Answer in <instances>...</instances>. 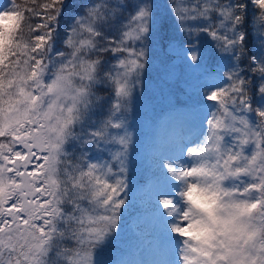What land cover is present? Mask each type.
<instances>
[{
    "label": "snow or ice",
    "instance_id": "6c2138e0",
    "mask_svg": "<svg viewBox=\"0 0 264 264\" xmlns=\"http://www.w3.org/2000/svg\"><path fill=\"white\" fill-rule=\"evenodd\" d=\"M153 56L188 91L143 186L151 259L131 260ZM0 264H264V0H0Z\"/></svg>",
    "mask_w": 264,
    "mask_h": 264
},
{
    "label": "trees",
    "instance_id": "16d2710c",
    "mask_svg": "<svg viewBox=\"0 0 264 264\" xmlns=\"http://www.w3.org/2000/svg\"><path fill=\"white\" fill-rule=\"evenodd\" d=\"M78 0H68L69 5L71 6L74 3H77ZM158 3H162L163 0H157ZM68 15L72 14L71 7L67 10ZM159 65L161 68L158 69ZM178 66H175L177 68ZM147 75L145 77L146 82L148 83L144 93L140 96L139 99L136 100L133 111L129 115V120L132 123V128L130 129L135 133V144L134 150L131 152V159H132V174L134 176V180L136 182L133 193H132V204L129 207L128 211L125 214V227L127 228V235L126 237L116 246L118 249H126L127 247L131 246L132 251L129 255V259L131 260H149L151 259V253L147 248L146 243L143 241V237L138 235L141 232V229L146 227V221H138V217L144 213L147 206L143 203L144 196L147 194L146 191L143 190V186L146 184L147 178L150 175L151 163L154 154V143L157 142L158 130L161 128L162 124L169 119V115L172 111L169 105V96L172 93H176L179 95L181 100L186 101L187 96L184 93L180 92L179 89H184L188 91L187 85L184 83L185 79L188 78V71L184 73V77L182 75L179 76V73L174 72L175 76L171 78V84H165L167 81V76L165 75V69L161 64L159 56H153L151 61V66L146 70ZM194 82V81H193ZM158 85L155 88L167 89V100L165 98H160V93H154L155 96L150 97L149 93L154 92L151 85ZM166 100V101H165ZM183 108V106H178ZM160 110V114H156V110ZM154 114L155 117H154ZM155 119L154 122V129L153 132L151 131L150 134H147L149 137V145L145 149V157L140 158L138 157V150L140 149V145H143V139L139 137L142 133L141 128L142 124L148 125V121H152ZM147 120V123L145 122ZM139 134V135H138ZM146 141H144L145 143ZM152 145V149H149V146ZM149 149V150H148ZM146 161V162H144ZM139 223V227H137ZM113 257H119V251L114 250L112 253Z\"/></svg>",
    "mask_w": 264,
    "mask_h": 264
},
{
    "label": "rangeland",
    "instance_id": "374dc122",
    "mask_svg": "<svg viewBox=\"0 0 264 264\" xmlns=\"http://www.w3.org/2000/svg\"><path fill=\"white\" fill-rule=\"evenodd\" d=\"M174 64H175V66H178L177 68H174V72H177V73H179V76L180 75H182L183 77H184V73L185 72H187L188 70L187 69H185V68H183V66L180 64V61L178 60L177 62L176 61H174ZM158 66V69H160L161 67L159 66V65H157ZM175 76V75H174ZM167 78V81H166V83L165 84H171L172 82H171V78H168V77H166ZM148 84V83H147ZM151 85V84H150ZM158 85H151V87L153 88V90H155L154 92H152V93H149V95H150V97H148V98H151L152 96H155L154 95V93L156 92V93H158V92H161L160 94V98H165L166 100H167V92H169V90H167V89H159V88H155V87H157ZM155 93V94H156ZM152 95V96H151ZM165 100V101H166ZM161 112H160V110L159 109H157L156 110V114H160ZM156 114H154V117H155V115ZM146 123H147V120L145 121ZM154 122H155V119H153L152 121L150 120V121H148V125H144V124H142L141 126H142V128H141V134L139 135V137L141 138V139H143V145L144 146H142V145H140V149L141 150H138V157H140V158H144L145 157V149H147V148H144V147H147V145H149V137L150 136H148L147 134H150L151 133V131L153 132V129H154ZM159 132H157V133H155V134H158V137L161 135V132H162V128H160L159 130H158ZM158 139V138H157ZM144 141H146L145 143H144ZM155 146H156V143H154V146H153V149L155 148ZM149 149H152V145L151 146H149ZM148 149V150H149ZM144 162H146V161H144ZM144 204L147 206V200H148V196H147V194L144 196ZM126 235H127V228H124V232H123V239L126 237ZM122 239V240H123ZM112 255V254H111Z\"/></svg>",
    "mask_w": 264,
    "mask_h": 264
},
{
    "label": "water",
    "instance_id": "95a60500",
    "mask_svg": "<svg viewBox=\"0 0 264 264\" xmlns=\"http://www.w3.org/2000/svg\"><path fill=\"white\" fill-rule=\"evenodd\" d=\"M174 61H176V62H177L178 60H174Z\"/></svg>",
    "mask_w": 264,
    "mask_h": 264
}]
</instances>
